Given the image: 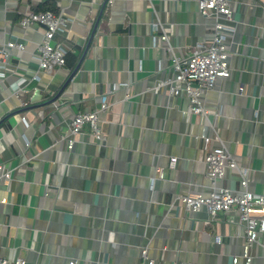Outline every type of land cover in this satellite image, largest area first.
<instances>
[{
  "label": "crops",
  "instance_id": "obj_1",
  "mask_svg": "<svg viewBox=\"0 0 264 264\" xmlns=\"http://www.w3.org/2000/svg\"><path fill=\"white\" fill-rule=\"evenodd\" d=\"M228 1L227 20L202 14L198 0H113L105 8L102 0H0V47L25 45L12 49L8 68L0 55V163L14 169L10 185L0 183L3 255L27 264H144L146 249L158 264H232L241 254L239 212L212 217L205 207L189 211L181 197L208 194L202 138L214 129L251 168L250 190L264 192V0ZM48 3L67 18L56 39L74 55L55 73L35 56L44 27L20 22ZM218 21L232 73L206 92L207 114H195L184 92L159 84L172 76L173 53L210 45ZM103 96V138L87 125L69 149L70 120L99 109ZM219 184L239 188L238 173L228 170ZM253 254L252 264H264V234Z\"/></svg>",
  "mask_w": 264,
  "mask_h": 264
},
{
  "label": "built area",
  "instance_id": "obj_2",
  "mask_svg": "<svg viewBox=\"0 0 264 264\" xmlns=\"http://www.w3.org/2000/svg\"><path fill=\"white\" fill-rule=\"evenodd\" d=\"M113 0H102V8L111 5ZM199 9L202 14H215L225 19H231L233 10L228 0H198ZM101 17L94 20L96 28H100ZM67 18L61 13L53 10H28L25 11L20 22L25 28L31 25L44 27L43 38L38 45V53L35 55L40 69L47 73H55L66 66V55L72 45L66 41H58L57 34L64 30ZM226 25L218 21L214 24L213 40L210 45L199 44L198 48L185 57L173 53L171 69L172 76L159 85L169 86L170 93L180 95L182 92L187 95L189 108L195 114H207L204 96L207 91L213 89L220 80L229 77L232 68L229 60L227 47ZM161 39L167 42V48L173 50L170 44L168 32L165 30ZM12 49H25L20 41H8L0 47V55L4 64L11 66ZM6 76V71L0 70V78ZM26 80V79H25ZM24 80V81H25ZM182 83V85H178ZM116 83L113 88L117 89ZM110 107L107 97L103 96L99 109L90 111H79L74 114L69 122L71 137L68 140V148L73 149L78 143L76 136L82 132L85 126L89 125L94 136L101 140L103 138L99 111ZM27 125L25 118L22 119ZM214 128V125H213ZM215 135H206L202 138L203 149L205 150V162L207 165L206 176L210 180V189L207 195L203 193H190L182 195L186 209L198 211L205 207L212 217L219 213L231 211L239 212L241 221L245 228V241L240 255H234L232 264H240V258L245 264H252L254 259L253 247L260 243L264 234V192L250 190L251 168L241 165L235 155L229 150L224 139L219 135L217 129ZM218 141V142H215ZM177 157L170 159V167H175ZM228 170H234L239 175V188L220 185L219 181L225 179ZM163 173H161V177ZM14 179V169L6 163H0V183L10 185ZM1 202H6V197H0ZM143 255L146 259L144 264H158L155 259L148 256L145 249ZM23 257L11 259L0 251V264H27ZM68 264H79L77 259H72Z\"/></svg>",
  "mask_w": 264,
  "mask_h": 264
},
{
  "label": "trees",
  "instance_id": "obj_3",
  "mask_svg": "<svg viewBox=\"0 0 264 264\" xmlns=\"http://www.w3.org/2000/svg\"><path fill=\"white\" fill-rule=\"evenodd\" d=\"M47 9H50V10H53V11L57 12L56 8H53V5H49V3L41 6L40 8H38V10H47ZM69 51H68V53L66 55V64H67V59H69V57H71V56H74L73 53H69ZM74 59L76 60L75 57H74Z\"/></svg>",
  "mask_w": 264,
  "mask_h": 264
},
{
  "label": "water",
  "instance_id": "obj_4",
  "mask_svg": "<svg viewBox=\"0 0 264 264\" xmlns=\"http://www.w3.org/2000/svg\"><path fill=\"white\" fill-rule=\"evenodd\" d=\"M94 31H95V29H94Z\"/></svg>",
  "mask_w": 264,
  "mask_h": 264
}]
</instances>
